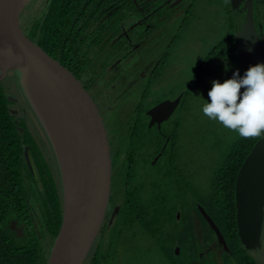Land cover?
<instances>
[{
  "label": "trees",
  "instance_id": "16d2710c",
  "mask_svg": "<svg viewBox=\"0 0 264 264\" xmlns=\"http://www.w3.org/2000/svg\"><path fill=\"white\" fill-rule=\"evenodd\" d=\"M113 1L48 0L43 14L31 21V25L24 31L30 39L84 81L85 88L91 87L94 83L99 86L104 84L100 87L102 90L110 89L111 82L107 81L108 78L103 72L105 65L117 57L118 47L110 42L121 30L119 24L128 18L126 14L120 20L117 17L130 3L117 0L118 3L110 8L109 5ZM120 4L121 6L117 7ZM234 26L231 20L230 33L220 40L206 59L208 62L211 57L218 58L223 68L199 66L197 74L189 83V88L183 91L178 109L181 114L166 121L167 126L168 123L172 126L173 121L178 122L177 129L167 131L168 134L171 132L169 139L162 136L158 130L150 134L148 132L147 136L144 131L140 133L142 131L138 129L140 127L136 128V131L129 130L125 123H120L118 118H114V111L107 112L110 115L107 129L111 155L120 167L114 175L116 178L113 184L117 188L120 187L123 199L112 224H109V219L113 205L109 209L102 233L98 237V245L95 243L92 248L91 264H101L104 246L108 248L114 246L116 238L114 234L119 232L120 236L123 231L151 235L154 240L163 242V248L169 257L176 258L174 248L179 246V258L183 259V264H197L194 254L196 247L202 249V240L198 238L197 242L192 210L196 211L197 223L200 224L201 230L207 232L204 233L205 240L217 242L197 203L205 208L225 237L229 247L225 264H261L240 241L235 198L238 171L259 138L243 139L236 133L225 147L222 146L226 143L224 135L216 138L209 146L214 151L221 150L222 157L207 174L192 172L189 169L190 165H180L181 158L196 151L195 146L198 144L194 143L196 142L194 138L189 140V144H185V139L192 135L188 129L192 131L194 129V132L196 130L195 111L188 103L191 96L190 88L201 86L206 77L223 83L232 78L237 71ZM110 33L109 40L104 41L105 36ZM85 42L92 43L86 46ZM99 42L103 43L101 51H107L103 63L94 62L96 56L91 54V48L94 51V44L98 45ZM166 56H161L156 66L152 67L155 73L160 72L165 66ZM147 78H144L146 85L147 80L149 81ZM9 79L15 80L16 84L17 73L9 72L0 80V264H47L50 248L63 219L62 188L55 176L58 173L60 180V174L56 167L49 163L38 141L33 137L26 117L11 110L12 103L8 99L10 93L5 85ZM243 91L244 89L241 90ZM147 93L145 92L146 95ZM159 99L162 97L149 101L148 106ZM181 117L187 122H180ZM211 122L214 123L207 118L204 123L210 126ZM18 125L22 126L24 131ZM141 126L147 128L146 121ZM180 127L182 128L179 129ZM26 144L31 147L39 182L34 178L23 156ZM152 146L155 150L151 148ZM159 151L162 152L159 160L152 164L151 159ZM121 152L125 153L124 158H119L118 153ZM135 159H138L139 165L143 167L148 165L145 173L133 170ZM197 173L198 176H204L203 183L196 182ZM116 195L113 190L111 193L113 200ZM31 204L40 218L39 227L43 244L32 222ZM13 218L19 223H25L24 236L18 235L9 227V222ZM113 227L115 228L112 229Z\"/></svg>",
  "mask_w": 264,
  "mask_h": 264
},
{
  "label": "water",
  "instance_id": "95a60500",
  "mask_svg": "<svg viewBox=\"0 0 264 264\" xmlns=\"http://www.w3.org/2000/svg\"><path fill=\"white\" fill-rule=\"evenodd\" d=\"M32 1L0 0V80L11 71L17 73L16 84L45 130L59 168L63 219L47 264H85L102 231L110 203L113 162L108 130L81 80L22 28V15ZM231 1L237 6L241 0ZM245 6V21L235 31L237 67L242 77L250 66L264 63V34H258L253 21L252 0H246ZM8 99L16 98L8 95ZM180 99L178 96L155 105L149 111L151 123L168 118ZM23 156L39 182L30 145L24 146ZM235 198L240 241L249 251L260 249L264 228V137L254 144L238 171ZM198 207L214 232L216 246L228 251L218 225L202 205ZM118 209L117 206L115 212ZM32 222L43 244L35 217ZM176 251L179 253V247Z\"/></svg>",
  "mask_w": 264,
  "mask_h": 264
},
{
  "label": "rangeland",
  "instance_id": "374dc122",
  "mask_svg": "<svg viewBox=\"0 0 264 264\" xmlns=\"http://www.w3.org/2000/svg\"><path fill=\"white\" fill-rule=\"evenodd\" d=\"M188 0V5L180 10L179 16H174L171 13L173 19H169L166 23V30L160 34L158 26H153L150 29H145L141 19L133 23L132 36L138 35L145 39V42H152L155 44L154 55L158 58L166 56V64L160 71L159 77L155 80V87L149 89L150 97H163L169 95H175L180 91L187 90L189 88L190 81L193 80L198 72L199 66L207 68H218L223 65L218 58L211 57L206 61L210 53L213 52L215 46L218 45L220 40L226 37L230 33L229 23L231 19H240L238 14L229 13L226 11L225 3L222 0ZM48 0H33L27 7L22 15V28L31 25V21L38 19L44 12L47 6ZM132 8L127 6L126 10L117 17L120 20L125 14L126 17H130L129 10ZM171 9V8H170ZM158 11L166 12V9H158ZM137 17V15L135 14ZM235 17V18H234ZM131 26V27H132ZM129 27V25H128ZM147 35V36H146ZM171 41V42H169ZM158 42V43H155ZM107 54V53H106ZM105 59V58H101ZM150 71L148 73L150 74ZM158 73V72H157ZM152 75V74H150ZM214 81L213 78L206 77L201 86H194L190 88L191 96L188 98V103L193 107L195 111V132L188 129L192 133L189 139H185V144H189V140H193L197 146L196 151L191 152L190 155H184L181 158L180 165L188 166L192 172H201L202 175L207 174L211 167L216 165L218 159H221V150H213L209 146L216 138L224 135L226 143L222 144L223 147L235 137L236 133L224 128L221 124L214 121L210 123V126L205 124L207 117L202 112V106L206 102H211L208 96L210 89L212 88ZM15 80H7L6 86L11 87L15 92H12L11 96L14 98H22L19 105H11L13 112L26 117V122L29 125V129L33 135L45 136L48 141L50 149L52 145L46 135L45 130L40 124L35 112L30 106L28 100L22 92V88L17 84ZM141 86L146 88L145 80H142ZM154 85V84H153ZM17 86V87H15ZM17 88V89H16ZM153 89V90H152ZM19 92V93H18ZM174 116H179L178 109ZM205 124V125H204ZM187 127H185L186 129ZM184 129V130H185ZM39 140V138H38ZM53 151V149H51ZM209 152V153H208ZM54 155V152H53ZM55 158V155H54ZM191 161V163H190ZM193 167V168H192ZM148 165L145 167L137 164L133 169L139 173H145L148 170ZM188 170V169H187ZM196 175V174H195ZM58 183H60L58 173L55 174ZM204 176H198L196 182L203 183ZM117 214V213H116ZM115 214V215H116ZM116 216H114L115 219ZM113 220V219H112ZM109 222V224H112ZM118 224V223H117ZM121 225V224H118ZM113 227L112 229H114ZM111 229V230H112ZM196 233L198 237L202 238V230L200 224H197ZM115 243L112 247L104 246L102 257L100 258L101 264H183V259L179 258V253L176 251V258L166 255V250L163 248V242L160 243L152 238L147 233H131L123 231L119 236V232L115 234ZM98 238V237H97ZM99 239H96V245H98ZM263 246L260 249L252 250L250 253L256 257V259L264 264V228L262 235ZM214 250H218V247L213 245ZM101 255V251H99ZM222 260L219 259V262ZM193 264V263H189ZM204 264V263H202Z\"/></svg>",
  "mask_w": 264,
  "mask_h": 264
},
{
  "label": "flooded vegetation",
  "instance_id": "af4514ba",
  "mask_svg": "<svg viewBox=\"0 0 264 264\" xmlns=\"http://www.w3.org/2000/svg\"><path fill=\"white\" fill-rule=\"evenodd\" d=\"M128 1H130L129 6L132 8L131 10H129L131 16L128 18H125V21H123L119 24V26L121 27V30L118 32L117 35H115L114 37L111 38L112 40L110 42L111 44L114 43L116 45V47H118L117 48V54H116L117 57L114 60L111 58L113 61L108 63L107 65H105L104 72L101 71L104 73V75H106V78H108L107 81L111 82V84L109 85L110 89L107 88V89L102 90L100 87L103 86L104 84L99 86L98 84H94V83L91 85V87L86 88V89L90 92V94L92 95L96 104L98 105V107H99V109H100V111L104 117L106 127H107L108 115H109V114H107V112L112 110L115 112L113 114L114 118H118L117 120H120V123H125L129 130L136 131V128L140 127V128H138L139 131L142 130L140 133L142 134L144 131V133H146V136H147L148 132L150 134V133L158 130L162 134V136H167V139H169L171 132H169V134H168L167 131L169 129L171 131L177 129L176 126H177L178 122L173 121L172 126H170L169 123L167 126L166 121H168L171 117L174 116L177 109H174L171 112V114L168 116V118L163 119L159 123L157 122L156 119H154V122L151 123V115L149 114V111L155 105H157L158 103H160L166 99L174 100L178 96H181V98H182L183 92L180 91L179 93H177L175 95H173V94L169 95L167 98L162 97V99H159L154 104L148 106V104L152 100L156 99L154 96L150 97V90L149 89L155 87V80L160 75L159 74L160 72L155 73L154 68H152L153 66H156L157 61H158L157 56L154 55V53H152V52H155V49H156L155 45H157V44H155L153 46L152 42H145L144 41L145 39H143L139 35L137 37H134V35L132 36L131 33H133V31H134L133 30L134 26H132V25L137 20L141 19V22H143L145 29H150L153 26H158V28L160 29V34H161V33H163L164 30H166V26H167L166 22L170 18L173 19V17H171L172 16L171 13H173L174 16H179V14L182 12V11L180 12V10H183V8L188 5L187 4L188 0H125L124 2L127 3ZM195 1L196 0L193 1V4L195 3ZM245 1L246 0H241L237 4V6H235L231 0H228V1L222 0V2L225 3L226 11L229 13H234V15H235V13H237L238 17L240 18V19H231V20H233V22L235 24L234 32L238 28H240L245 21L246 14H247V7L245 6ZM116 3H118L117 0H114L109 5V7L111 8V6L116 5ZM118 6L120 7L121 4L117 5V7ZM252 7H253V12H252L253 13V21L256 25V29L258 31V34L261 36L262 34H264V2L262 0H252ZM163 8L166 9L167 11L166 12L158 11V9H163ZM114 9H115V7H114ZM126 9H127V7L123 8V10H126ZM135 14L137 15V17L135 16ZM231 20H230V22H231ZM128 25H129V27H128ZM111 33L109 35L105 34L106 36H105L104 41L109 40ZM169 42H171V41H169ZM91 43L92 42H85L84 45L87 46V45H90ZM155 43H158V42H155ZM101 44L103 45L102 42H99L98 45L94 44V46H93L94 51H93V48H91L92 56H96V58L94 59V62H97V63H99V62L103 63L105 59L103 60L101 58H105V56L107 55L106 54L107 51H105V52L103 50L101 51V48H102ZM98 51H99V54H98ZM235 52H236V60H237L236 41H235ZM160 57H161V55H160ZM218 61H219V59H218ZM237 64H238V62H237ZM237 64H236V69L239 70L237 67ZM149 70H151L150 74H152V75H150L148 73ZM239 72H240V70H239ZM149 77H151L152 79H150ZM241 77H242V73H241ZM144 78H147V79H149V81H152L149 83V81L147 80L146 88L142 87L141 83H140L142 80H144ZM81 82L84 86V81L81 80ZM6 88L9 91L10 95L12 94V92L16 91V90L14 91L9 86H6ZM145 92H148L147 95L145 94ZM157 98H161V96H159ZM20 101H22V98L16 97V99L14 101H11V103H12L11 105H19ZM180 102H181V99H180ZM180 102L176 106V108L179 107ZM11 110L13 111L12 107H11ZM141 110H143L144 112H141ZM15 114H17V113H15ZM17 121L20 124V121L18 119H16V122ZM144 121H146L147 128H145L144 126H141L144 123ZM183 121L187 122L186 119L181 117L180 122H183ZM181 128L182 127H180L179 129H181ZM108 136H109V134H108ZM33 137L38 141L39 146L42 148L44 154L46 155V157L49 161V163L54 168L56 167V169L59 171L57 161L54 158L53 151L51 150L52 148L50 149L48 141L46 140V137L45 136L36 137V135H33ZM38 138H39V140H38ZM151 148L154 149V146H152ZM124 154H125L124 152L118 153L119 158H124ZM161 154H162L161 151H159L158 153L156 152L154 154L153 158L151 159V163L153 164L157 160H159V157L161 156ZM134 156H136V155H134ZM135 160H136L135 161V167H136V165L140 164V162L138 159H135ZM112 162H113V165H112V189H111V193L114 190L115 194H117V195H116V198L114 200L112 199V197H110V203L108 206L107 215H108L109 209L112 205H113V208L111 210V215H110L111 217L109 219V222H112L114 220L115 214L119 212V210L121 208V201L123 199V197L120 195L121 194L119 191L120 187L117 188L116 185L113 184L114 178H116L114 175L116 174V172L118 170H120L119 163H115V158L113 160V156H112ZM135 172L138 173V171H135ZM60 185H61V181H60ZM196 205L198 206L199 204L197 203ZM117 206L119 207V209L117 212H115V208ZM30 212H31L32 219L35 217L38 224H39L40 218L37 216V211L35 210V208L33 207L32 204H31ZM191 212L193 213L194 232L196 233L198 218H197V214H196L195 209L192 210ZM107 215H106V218L104 220V224L107 220ZM177 216L179 217V212H178ZM9 223H10L9 227L14 229L18 235L24 236L26 234V232L24 231L25 230L24 229L25 223H22V222L19 223V221L17 219H14V218L11 219ZM20 229L22 231H21V233H18V230H20ZM101 233H102V231H101ZM202 233H203L202 238L198 237V235L196 233L197 242H198V238L200 240H202V243H201L202 249H200V248L198 249L196 247L195 254H194L195 262L197 264H202V263H204V264H225V259H226L225 256L227 255L226 254L227 250L223 249L221 246H217L218 250H214L213 245H215L216 242L214 240L213 241H206L204 238V233H207V232H205L204 229H202ZM213 233L214 232L212 230V236H213ZM97 240H98V238H97ZM176 247H179V246H176ZM176 247L174 248L175 253H176ZM91 253H92V249H91V252L89 253V255L85 261V264H91V259H90ZM179 253H180V248H179ZM219 259H221L222 261L219 262Z\"/></svg>",
  "mask_w": 264,
  "mask_h": 264
},
{
  "label": "clouds",
  "instance_id": "9594fccd",
  "mask_svg": "<svg viewBox=\"0 0 264 264\" xmlns=\"http://www.w3.org/2000/svg\"><path fill=\"white\" fill-rule=\"evenodd\" d=\"M212 84L203 114L240 138L264 137V63L250 66L243 77L237 70L232 78Z\"/></svg>",
  "mask_w": 264,
  "mask_h": 264
}]
</instances>
